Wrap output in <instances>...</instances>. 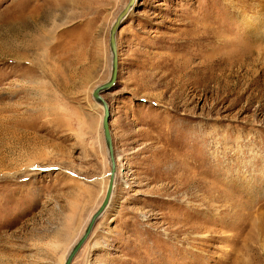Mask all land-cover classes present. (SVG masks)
I'll return each instance as SVG.
<instances>
[{
	"label": "rangeland",
	"instance_id": "obj_1",
	"mask_svg": "<svg viewBox=\"0 0 264 264\" xmlns=\"http://www.w3.org/2000/svg\"><path fill=\"white\" fill-rule=\"evenodd\" d=\"M127 1L0 0V264H63L104 197ZM116 47L70 264H264V0H137Z\"/></svg>",
	"mask_w": 264,
	"mask_h": 264
},
{
	"label": "water",
	"instance_id": "obj_2",
	"mask_svg": "<svg viewBox=\"0 0 264 264\" xmlns=\"http://www.w3.org/2000/svg\"><path fill=\"white\" fill-rule=\"evenodd\" d=\"M135 0H128L122 10L119 12L113 23L111 24L110 30H109V37H108V44L109 49L111 53V67H110V75L109 78L103 82L102 84L96 86L92 90V97L94 101L99 103L102 106L103 113L101 117V127H102V135L104 139V143L107 150L108 160L110 164V170H109V178L108 183L106 187V191L104 194V197L99 204V206L96 208V210L92 213L90 216V219L82 233V235L79 237V239L74 243L71 250L67 254L65 261L63 264H70L72 259L74 258L75 254L78 252V250L81 248L83 243L86 241L90 233L92 232V229L94 227V224L96 220L102 215L106 207L108 206V203L110 201V197L112 194V190L114 187V177L116 173V159L114 156V150L112 145V139L110 134V110L109 105L106 102V100L102 96V92L107 91L110 89L117 78V72H118V56H117V47H116V33L119 30L122 20L127 16L129 13V10L131 7H133Z\"/></svg>",
	"mask_w": 264,
	"mask_h": 264
},
{
	"label": "bare ground",
	"instance_id": "obj_3",
	"mask_svg": "<svg viewBox=\"0 0 264 264\" xmlns=\"http://www.w3.org/2000/svg\"><path fill=\"white\" fill-rule=\"evenodd\" d=\"M136 1H137V0H135L134 5H135ZM134 5H133V6H134ZM131 9H132V7H131ZM131 9H130V10H131ZM130 10H129V12H130ZM95 102H96V101H95ZM96 104L99 105V106H101V105H100L99 103H97V102H96ZM101 107H102V106H101ZM114 178H115V177H114ZM111 195H112V194H111ZM110 198H111V197H110ZM108 204H109V203H108ZM106 208H107V207H106ZM94 211H95V210H94ZM94 211H93V212H94ZM104 211H105V210H104ZM93 212H92V213H93ZM92 213L89 215V217H88V219H87L88 221H89L90 216L92 215ZM88 221H87V223H88ZM87 223H86V225H87ZM85 227H86V226H85ZM85 227H84V229H85ZM83 231H84V230H83ZM82 233H83V232H82ZM81 235H82V234H81ZM78 239H79V238H78ZM78 239H77V240H78ZM73 245H74V244H73ZM73 245H72V246H73ZM70 250H71V249H70ZM70 250H69V251H70ZM69 251H68V253H69ZM68 253H67V254H68ZM66 256H67V255H66ZM65 258H66V257H65Z\"/></svg>",
	"mask_w": 264,
	"mask_h": 264
}]
</instances>
